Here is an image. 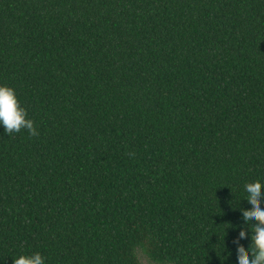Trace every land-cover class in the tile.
I'll list each match as a JSON object with an SVG mask.
<instances>
[{
    "label": "trees",
    "instance_id": "trees-1",
    "mask_svg": "<svg viewBox=\"0 0 264 264\" xmlns=\"http://www.w3.org/2000/svg\"><path fill=\"white\" fill-rule=\"evenodd\" d=\"M0 84L38 131L0 128V264H234L264 0H0Z\"/></svg>",
    "mask_w": 264,
    "mask_h": 264
},
{
    "label": "clouds",
    "instance_id": "clouds-1",
    "mask_svg": "<svg viewBox=\"0 0 264 264\" xmlns=\"http://www.w3.org/2000/svg\"><path fill=\"white\" fill-rule=\"evenodd\" d=\"M0 128L5 135L18 133L21 129L27 130L32 136L38 135L26 109L20 105L15 90L4 84H0ZM261 188L264 185L260 182L245 183L243 186V200L247 202V209H240L241 230L236 237L234 264H264V207H261L264 193ZM246 237L250 243L241 247ZM12 264H45V258L38 251L21 253L12 259Z\"/></svg>",
    "mask_w": 264,
    "mask_h": 264
},
{
    "label": "rangeland",
    "instance_id": "rangeland-1",
    "mask_svg": "<svg viewBox=\"0 0 264 264\" xmlns=\"http://www.w3.org/2000/svg\"><path fill=\"white\" fill-rule=\"evenodd\" d=\"M139 258H140V262L141 264H160V263H156L154 261H152L151 259H149L144 253L140 252L139 253Z\"/></svg>",
    "mask_w": 264,
    "mask_h": 264
}]
</instances>
